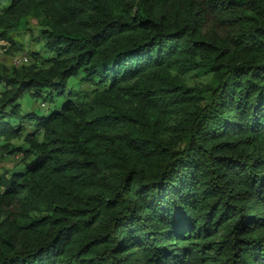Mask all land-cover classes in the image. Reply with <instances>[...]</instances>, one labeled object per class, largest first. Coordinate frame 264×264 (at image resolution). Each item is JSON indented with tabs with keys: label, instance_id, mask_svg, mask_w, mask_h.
Segmentation results:
<instances>
[{
	"label": "trees",
	"instance_id": "obj_1",
	"mask_svg": "<svg viewBox=\"0 0 264 264\" xmlns=\"http://www.w3.org/2000/svg\"><path fill=\"white\" fill-rule=\"evenodd\" d=\"M27 19L49 56L0 65L26 162L0 176V264H264V0H0V50Z\"/></svg>",
	"mask_w": 264,
	"mask_h": 264
},
{
	"label": "rangeland",
	"instance_id": "obj_2",
	"mask_svg": "<svg viewBox=\"0 0 264 264\" xmlns=\"http://www.w3.org/2000/svg\"><path fill=\"white\" fill-rule=\"evenodd\" d=\"M15 48H18V51L11 48L8 53H0V65L5 67H10L11 61L15 57H27L30 60L29 53H36L40 56L41 59H46L49 55L46 53L45 41L40 36V29L37 26V23L32 19L23 20L21 22L19 32L15 35H12ZM2 42V41H1ZM4 44H8L3 42ZM10 46V44L8 45ZM186 82L189 85L194 84H204L207 82V79L187 77ZM78 83V82H77ZM75 80H69L65 88L64 93L62 94H52V100L47 99L49 92L44 91L40 97L34 98L29 95H25L18 102L20 105V116L17 126H22L24 133H32L35 130V118L45 117L49 114L60 111L62 105L70 97L69 93L72 91H86L88 89L87 85L78 83ZM42 104L44 106H42ZM29 115H33L34 118H28ZM7 121V120H6ZM38 140H42V136H38ZM12 148H21L26 149L27 144L23 139L15 140L10 142ZM3 148V142L0 141V176L4 173L11 172V169L15 168L20 171L23 169L26 162L22 161L20 158L21 155L16 153L13 154L9 149Z\"/></svg>",
	"mask_w": 264,
	"mask_h": 264
},
{
	"label": "built area",
	"instance_id": "obj_3",
	"mask_svg": "<svg viewBox=\"0 0 264 264\" xmlns=\"http://www.w3.org/2000/svg\"><path fill=\"white\" fill-rule=\"evenodd\" d=\"M0 46L2 47H8L7 44H4L3 42H0ZM5 52V49L0 50V53ZM29 63V59L27 57H23V56H19V57H15L12 61L11 64L14 67H20L22 65H27ZM43 106V105H42Z\"/></svg>",
	"mask_w": 264,
	"mask_h": 264
}]
</instances>
